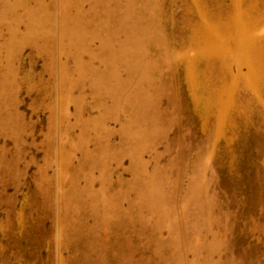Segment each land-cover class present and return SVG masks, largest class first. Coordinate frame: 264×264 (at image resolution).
<instances>
[{
	"label": "rangeland",
	"instance_id": "rangeland-1",
	"mask_svg": "<svg viewBox=\"0 0 264 264\" xmlns=\"http://www.w3.org/2000/svg\"><path fill=\"white\" fill-rule=\"evenodd\" d=\"M0 264H264V0H0Z\"/></svg>",
	"mask_w": 264,
	"mask_h": 264
}]
</instances>
